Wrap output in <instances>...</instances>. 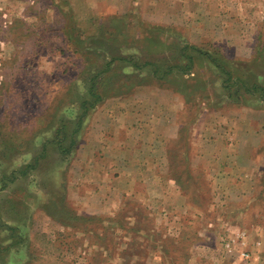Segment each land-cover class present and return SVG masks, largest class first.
Here are the masks:
<instances>
[{
    "label": "rangeland",
    "instance_id": "374dc122",
    "mask_svg": "<svg viewBox=\"0 0 264 264\" xmlns=\"http://www.w3.org/2000/svg\"><path fill=\"white\" fill-rule=\"evenodd\" d=\"M184 1L0 0V264H264V0Z\"/></svg>",
    "mask_w": 264,
    "mask_h": 264
},
{
    "label": "trees",
    "instance_id": "16d2710c",
    "mask_svg": "<svg viewBox=\"0 0 264 264\" xmlns=\"http://www.w3.org/2000/svg\"><path fill=\"white\" fill-rule=\"evenodd\" d=\"M117 57L120 58V59H126V57H123L122 55H118ZM117 57L115 56L114 58H112L111 61H109V62L107 63L106 67L103 68V69H101V70H99V71L96 73L95 76H97V75L100 74V73L104 76L107 72H109V70H110V66H111L113 60L116 59ZM190 57H191V56H190ZM152 63H153V62H152ZM152 63H151V61H145V62H144V65H149V64H152ZM153 64H155V63H153ZM162 66H166V65H163V64H159V63H157V64H155V65H152L151 67L154 69V72L158 73V75H159V74L161 73V71L163 70V67H162ZM179 66H180V64H178V63L173 64V65H170V66H167L166 73H167V74H170L171 72H173V69H175V68H177V67H179ZM220 66H221V65H220ZM222 68L226 69L225 66H223V65H222ZM229 74H230V75H229V77H228V80H231V78H232V73L230 72ZM164 76H165V75H162V74H161V77H164ZM237 80H238V79H236V81H237ZM97 84H98L97 77H94L93 80H92V85L90 86V88H91V89H90V92L92 93L93 96L97 97V99H98V98H101V96H98L97 93L95 92V89L97 88ZM100 95H101V94H100ZM86 102H87V101H86ZM85 104H86V103H85ZM88 109H89V106H86L85 111L82 112L80 118H83V115L86 114V112L88 111Z\"/></svg>",
    "mask_w": 264,
    "mask_h": 264
},
{
    "label": "crops",
    "instance_id": "0c3cea01",
    "mask_svg": "<svg viewBox=\"0 0 264 264\" xmlns=\"http://www.w3.org/2000/svg\"><path fill=\"white\" fill-rule=\"evenodd\" d=\"M186 1V3H187V6L189 7V8H193L192 6H195V8H200V6H202L204 3H205V0H185ZM184 1V2H185ZM194 8V9H195ZM200 10V9H199ZM175 13V12H174ZM198 12L195 10L194 12H192V14L191 15H195L196 17H200L199 16V14H197ZM191 20H192V17H191ZM189 21H190V18H189ZM197 21V19L196 20H194V21H192V23H195ZM154 210H156V209H154ZM157 214H158V212H157ZM239 230H244L243 228H241V229H239ZM134 231V230H133Z\"/></svg>",
    "mask_w": 264,
    "mask_h": 264
}]
</instances>
